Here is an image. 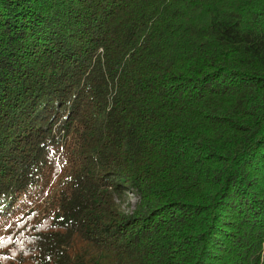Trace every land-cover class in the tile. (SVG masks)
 <instances>
[{"label":"trees","instance_id":"obj_1","mask_svg":"<svg viewBox=\"0 0 264 264\" xmlns=\"http://www.w3.org/2000/svg\"><path fill=\"white\" fill-rule=\"evenodd\" d=\"M0 264H264V0H0Z\"/></svg>","mask_w":264,"mask_h":264},{"label":"rangeland","instance_id":"obj_2","mask_svg":"<svg viewBox=\"0 0 264 264\" xmlns=\"http://www.w3.org/2000/svg\"><path fill=\"white\" fill-rule=\"evenodd\" d=\"M130 198H132V199L129 200L130 205L133 206L134 202L136 201V200H135L136 198H135L132 194H130ZM125 206L128 207V205H125ZM132 206L129 207V209H132Z\"/></svg>","mask_w":264,"mask_h":264}]
</instances>
